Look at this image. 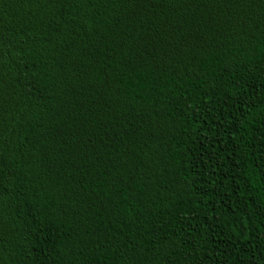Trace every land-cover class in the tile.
Returning a JSON list of instances; mask_svg holds the SVG:
<instances>
[{"label": "trees", "instance_id": "16d2710c", "mask_svg": "<svg viewBox=\"0 0 264 264\" xmlns=\"http://www.w3.org/2000/svg\"><path fill=\"white\" fill-rule=\"evenodd\" d=\"M0 264H264V0H0Z\"/></svg>", "mask_w": 264, "mask_h": 264}]
</instances>
